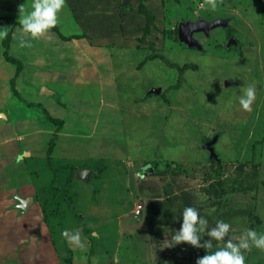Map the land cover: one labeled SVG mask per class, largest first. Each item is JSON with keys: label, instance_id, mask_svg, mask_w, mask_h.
I'll list each match as a JSON object with an SVG mask.
<instances>
[{"label": "rangeland", "instance_id": "374dc122", "mask_svg": "<svg viewBox=\"0 0 264 264\" xmlns=\"http://www.w3.org/2000/svg\"><path fill=\"white\" fill-rule=\"evenodd\" d=\"M100 1L96 19L64 0L57 24L21 43L19 5L32 0H0L22 32L0 38V264H196L247 227L264 233V0ZM75 8L106 41L62 39L88 33ZM217 18L226 25L194 33L202 47L180 38L181 22ZM247 85L251 110L238 99ZM186 205L207 219L211 248L170 244ZM219 219L231 226L216 240ZM241 251L264 264V248Z\"/></svg>", "mask_w": 264, "mask_h": 264}, {"label": "clouds", "instance_id": "9594fccd", "mask_svg": "<svg viewBox=\"0 0 264 264\" xmlns=\"http://www.w3.org/2000/svg\"><path fill=\"white\" fill-rule=\"evenodd\" d=\"M64 0H32L30 10L21 13L20 23L24 32L30 33L36 37L46 30L56 25L57 13L61 9ZM24 9V4L19 5ZM211 7L215 8V0H211ZM7 35L5 29L0 28V38ZM21 38V43H23ZM242 94L238 97L240 105L247 110H251V105L255 99L256 91L254 85H247L241 88ZM180 216L182 221L178 230H175L171 236V243L175 244L186 241L193 246L212 247L211 240L201 242L200 236L207 224L205 216L201 215L199 209L193 205H186ZM216 226L208 230L209 236L220 240L228 233L230 223L223 219L216 220ZM244 238L239 242L232 240L225 241V246L218 247L214 251H206L196 260V264H245V254L241 249H248L251 245L264 248V233H258L256 229L247 227L244 232Z\"/></svg>", "mask_w": 264, "mask_h": 264}, {"label": "crops", "instance_id": "0c3cea01", "mask_svg": "<svg viewBox=\"0 0 264 264\" xmlns=\"http://www.w3.org/2000/svg\"><path fill=\"white\" fill-rule=\"evenodd\" d=\"M100 2H101L100 0H84V4L86 5L87 11H89L90 13L92 12L93 15H94L95 10H97V13L98 14L95 16L96 19H99L100 17H104V15H105V12L104 11H107V7L106 6L104 7V11L101 10V5H99ZM124 2H125V0H124ZM98 7H99V10H98ZM23 11H25V8L23 9ZM84 11H85L84 8H83V11H80L77 8H75V15L79 19L78 23H82V26L85 27V28H87L88 33L82 31L80 33H67V34H63L61 32L62 39L65 41V39L63 37L64 35L68 36V35L73 34L74 36L71 35V37H70V38H72V42L73 41L79 42L80 38H82V39L85 40L86 37H90V35L92 34V36H93L94 39H96L99 36H102L104 38V40L106 41L105 38H108L107 35H111V33H103L101 30H100L101 32H97V30H99L98 29V26L100 24H102V23H100L98 20L96 21V23H92L93 20L95 19V17L93 15H91V14L88 15V14L84 13ZM5 14L7 15L8 13H5ZM2 15H4V14H0V16H2ZM7 16H9V15H7ZM18 21H20V18H18ZM18 26L19 25L16 24V25H13L12 28H10L11 26L8 23H0V28L5 29L7 31V35L8 34L10 35L9 40H8V44H7L8 46H9V44L11 46V42L13 43L14 40H16V38L19 39V37H20L19 35L22 32H20V28ZM90 32H92V33L90 34ZM21 36H23V39H29L30 37H33V36H31L30 33H26V32H24ZM4 38L5 37L2 38L3 41H4ZM70 38H67V40L70 39ZM90 42L92 44H94L93 41H90ZM28 44H29V42L27 41V46H29ZM96 44H98V43H96ZM22 73H23V71L21 72V74ZM42 91H43V88H42ZM45 92L47 93V91H45ZM48 93H50L49 90H48ZM146 165L140 167V169H139L140 172H142V169H144V167H146ZM92 171H93V169H92Z\"/></svg>", "mask_w": 264, "mask_h": 264}, {"label": "water", "instance_id": "95a60500", "mask_svg": "<svg viewBox=\"0 0 264 264\" xmlns=\"http://www.w3.org/2000/svg\"><path fill=\"white\" fill-rule=\"evenodd\" d=\"M128 0H125V2ZM226 25V20L217 18L211 21L200 19L197 21H187V22H181L179 26V36L182 40L187 42L190 46L197 45L199 47L201 46L200 41L194 36L195 32L198 31H204L205 33H209L210 29L218 26V25ZM160 88H152L150 92L152 91H159ZM217 135L214 136L211 140H209L205 145L208 147L212 153V155L217 156V153L215 151V148L213 146V143L216 141ZM153 169L151 166H147L145 170H151ZM78 176L80 178H83L85 180H89L88 172H92V169H79ZM21 203L20 204L24 209H27L28 204L30 201L33 200L31 196L22 198L20 197Z\"/></svg>", "mask_w": 264, "mask_h": 264}, {"label": "trees", "instance_id": "16d2710c", "mask_svg": "<svg viewBox=\"0 0 264 264\" xmlns=\"http://www.w3.org/2000/svg\"><path fill=\"white\" fill-rule=\"evenodd\" d=\"M141 10L143 11V12H145L146 13V15H147V18H148V26H150L152 23H153V21H154V18H155V16H154V14L152 13V11L150 10V9H148V8H146L145 6H142L141 7ZM8 17H5V16H0V22H2V23H8L9 24V22H10V19L11 18H9L8 20H6ZM13 21V20H12ZM13 23L15 24L16 23V21H13ZM149 30V29H148ZM9 37H10V35L8 34L7 36H5V38H4V43H5V45L6 46H8L7 44H8V40H9ZM8 59H10V60H12V61H14V62H16L18 65H20L22 62L20 61V60H18L17 58H15L14 56H12V55H8ZM15 78H13L12 79V85H13V89H14V91L16 90V87H15ZM54 135H56V134H54ZM54 138H52L51 140H50V142H49V146H48V163L49 164H51V154H52V151H53V149H54V147H55V136H53ZM50 166V168L51 169H55V168H53L51 165H49ZM64 169V168H63ZM63 169H60L61 171H64ZM220 172H221V165H219L218 167H217V175H219L220 174ZM69 174L68 175H71V171H69L68 172ZM62 175H65V174H62ZM64 177V176H63ZM67 177V176H66ZM67 180V179H66ZM59 185V184H58Z\"/></svg>", "mask_w": 264, "mask_h": 264}, {"label": "bare ground", "instance_id": "6f19581e", "mask_svg": "<svg viewBox=\"0 0 264 264\" xmlns=\"http://www.w3.org/2000/svg\"><path fill=\"white\" fill-rule=\"evenodd\" d=\"M44 90H47L46 88H44Z\"/></svg>", "mask_w": 264, "mask_h": 264}, {"label": "built area", "instance_id": "2783aa9c", "mask_svg": "<svg viewBox=\"0 0 264 264\" xmlns=\"http://www.w3.org/2000/svg\"><path fill=\"white\" fill-rule=\"evenodd\" d=\"M139 211V210H138Z\"/></svg>", "mask_w": 264, "mask_h": 264}]
</instances>
